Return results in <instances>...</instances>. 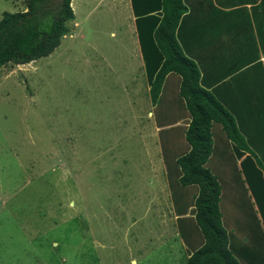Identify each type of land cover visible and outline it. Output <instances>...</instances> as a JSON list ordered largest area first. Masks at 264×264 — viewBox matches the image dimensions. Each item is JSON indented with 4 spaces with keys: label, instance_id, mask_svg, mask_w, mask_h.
I'll use <instances>...</instances> for the list:
<instances>
[{
    "label": "rangeland",
    "instance_id": "1",
    "mask_svg": "<svg viewBox=\"0 0 264 264\" xmlns=\"http://www.w3.org/2000/svg\"><path fill=\"white\" fill-rule=\"evenodd\" d=\"M26 3L0 0V19ZM71 5V31L51 55L0 67V264H186L174 192L190 201L197 187L177 175L172 187L167 167L189 149L180 76L153 105L129 0ZM226 141L214 136L208 167L223 223L243 237L230 222L252 219L253 195Z\"/></svg>",
    "mask_w": 264,
    "mask_h": 264
},
{
    "label": "trees",
    "instance_id": "2",
    "mask_svg": "<svg viewBox=\"0 0 264 264\" xmlns=\"http://www.w3.org/2000/svg\"><path fill=\"white\" fill-rule=\"evenodd\" d=\"M71 3L72 0L58 3L27 0L26 10L5 11L0 19V67L10 63L28 64L51 55L71 31L69 23L75 19ZM131 4L152 104L160 102L169 74L181 77L180 96L189 115L188 125L184 127L189 149L179 157L168 159L167 167L172 187L174 175L178 176L176 183L180 187H197L190 201L184 199V193L174 192L181 234L192 245L186 264H241V261L264 264V161L257 160L250 152L234 116L213 92L200 84V69L179 42L177 31L187 11L184 0H131ZM215 125L222 126L227 137L235 142L239 158L250 152L239 163L240 172L255 198L261 220L255 214L256 233L253 225H246L248 242L245 244L233 242L223 223L222 186L217 174L208 167L210 158L218 150V147L214 149L217 146ZM188 216L195 227L184 226L183 219ZM194 230L199 232L202 243L195 238L190 242L187 234Z\"/></svg>",
    "mask_w": 264,
    "mask_h": 264
},
{
    "label": "crops",
    "instance_id": "3",
    "mask_svg": "<svg viewBox=\"0 0 264 264\" xmlns=\"http://www.w3.org/2000/svg\"><path fill=\"white\" fill-rule=\"evenodd\" d=\"M184 3L187 11L180 22L177 37L185 54L200 69V84L213 92L234 116L250 152L257 156V160L264 161V135L261 134L264 130V0H184ZM180 82L181 77L175 80L178 87ZM183 122L180 117L171 128L183 125ZM215 130L217 138L223 137L225 141L222 126L215 125ZM235 147V142L228 138L225 148L240 169L239 163L250 152L239 158ZM249 192L252 196L250 189ZM252 198L251 214L254 218L246 221V217H241L230 222L244 233V238L231 234L237 245L248 241L246 225H253L256 233L255 214L261 220L254 196ZM183 220L188 221L187 218Z\"/></svg>",
    "mask_w": 264,
    "mask_h": 264
}]
</instances>
